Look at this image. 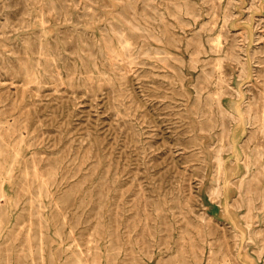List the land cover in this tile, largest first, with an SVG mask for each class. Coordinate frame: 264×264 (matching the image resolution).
<instances>
[{
  "label": "rangeland",
  "instance_id": "374dc122",
  "mask_svg": "<svg viewBox=\"0 0 264 264\" xmlns=\"http://www.w3.org/2000/svg\"><path fill=\"white\" fill-rule=\"evenodd\" d=\"M241 1L0 0L23 133L10 161L0 138V264H264V0Z\"/></svg>",
  "mask_w": 264,
  "mask_h": 264
},
{
  "label": "bare ground",
  "instance_id": "6f19581e",
  "mask_svg": "<svg viewBox=\"0 0 264 264\" xmlns=\"http://www.w3.org/2000/svg\"><path fill=\"white\" fill-rule=\"evenodd\" d=\"M128 1V3L130 4V6L131 7H134L135 6V0H127ZM241 1V0H240ZM242 2V1H241ZM164 3H166V7H169L170 5V3L168 2V1H164ZM238 4V3H237ZM248 4V3H247ZM134 5V6H133ZM260 7H262V6H260ZM240 8V7H239ZM238 10V9H237ZM254 12V11H253ZM260 13V12H259ZM239 19V18H238ZM252 20V19H251ZM109 22L110 23H113L112 21H111V18L109 19ZM125 28H126V26H125ZM124 28V25L123 26H121L120 27V29L121 30H124L125 29ZM163 34H167V30H166V28L164 27L163 28ZM252 36V35H251ZM1 38V37H0ZM137 38H140L139 37V35H138V37ZM42 41H44V42H48V39H47V36H42ZM222 39V38H221ZM261 42V41H260ZM41 43V42H40ZM255 44H257V43H255ZM230 42L228 43V47L230 48ZM234 45V44H233ZM206 47V46H205ZM225 47V46H224ZM115 48V52H114V55H115V57H116V55H127V56H129V57H132V54H133V52L135 51V50H137L139 53L140 52H143V53H146V51H145V49H144V47H143V43L142 42H140V43H138L137 45L136 44H134L133 43V41L132 40H128L127 38H126V36L125 35H123V34H118L117 35V43H116V46L114 47ZM39 53H40V55H37V59L38 60H40V59H42V60H46L47 59V57H46V55L49 53V52H42V51H38ZM228 52H230V51H228ZM227 52V53H228ZM165 53H167V52H165ZM4 54V53H3ZM114 58V57H113ZM113 58H107V60H106V65L108 66V68H117V69H119V67H118V65H117V61L115 62L114 60H112ZM162 60H166V59H168V57L167 56H165V57H162L161 58ZM209 61V60H208ZM208 61H206V64H207V62ZM213 61V64L214 65H216L217 63H218V61H217V58L215 59V60H212ZM120 66H121V64H120ZM123 67V66H122ZM121 75L124 77V75L121 73ZM209 76V75H208ZM56 77V76H55ZM2 78L0 77V80H1ZM82 79H83V81L84 82H86V83H89V81H90V75L89 74H84V75H82ZM208 79H209V77H208ZM57 81V80H56ZM17 87L18 86H16V90H17V92H19V94H22V96L26 99V95H28V94H30V91L29 90H26V89H24L23 87H19L18 89H17ZM8 92H7V90H1L0 89V98L1 97H7L8 96ZM211 99H212V101H218L219 99H218V97H216V98H214V95H212L211 96ZM251 108V107H250ZM245 110V109H244ZM250 110V109H249ZM246 111L245 110V112H247L246 113V115H244L245 116V118H246V122H249V123H253L252 122V119L250 118V115L251 114H253L252 113V111ZM254 112V111H253ZM12 114V113H11ZM82 114V113H81ZM105 123V122H104ZM102 125H103V123H102ZM8 129H13V130H11L10 132H6ZM3 135H8V138H6V141H7V148L9 149V151L11 152L10 153V155L12 156L8 161H10V160H14L15 159V155L12 153V149H13V145H14V143L16 142V140L20 137V136H22L23 135V133L21 132V130L20 129H16L14 126H11L10 124H9V122L7 123H4V124H0V138L1 137H3ZM9 155V156H10ZM41 160H42V158L39 156V155H37L36 156V158H34V161H37V163L39 164V165H41ZM7 160H4L3 159V162H6ZM76 166H77V169H79L80 168V166H79V163H76ZM35 175H36V173L35 172H33ZM49 173H51V172H49ZM63 175V174H62ZM64 175H66V174H64ZM36 183H37V185H39V188H41L40 186H41V181H40V179H39V177L36 175ZM68 183V180H66V182L64 183V184H67ZM75 195H77V194H75ZM69 242V241H68ZM90 248V246H87V248L86 249H89ZM73 251H76V249H72ZM74 254V257H73V259L75 260V261H78V263H80L81 264V262L83 263V261L80 259V257H79V255L78 254H76L75 252L73 253ZM15 258H20L19 257V255L18 254H16L15 255Z\"/></svg>",
  "mask_w": 264,
  "mask_h": 264
}]
</instances>
